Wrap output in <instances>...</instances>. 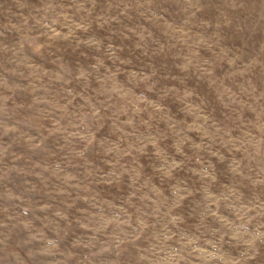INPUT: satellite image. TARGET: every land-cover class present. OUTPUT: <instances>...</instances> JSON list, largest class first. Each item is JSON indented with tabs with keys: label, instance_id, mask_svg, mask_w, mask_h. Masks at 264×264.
I'll return each mask as SVG.
<instances>
[{
	"label": "rangeland",
	"instance_id": "1",
	"mask_svg": "<svg viewBox=\"0 0 264 264\" xmlns=\"http://www.w3.org/2000/svg\"><path fill=\"white\" fill-rule=\"evenodd\" d=\"M0 264H264V0H0Z\"/></svg>",
	"mask_w": 264,
	"mask_h": 264
}]
</instances>
